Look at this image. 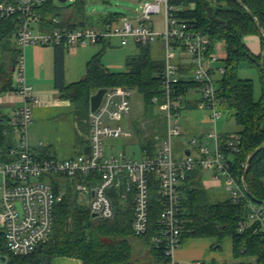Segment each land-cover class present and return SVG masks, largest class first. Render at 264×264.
I'll use <instances>...</instances> for the list:
<instances>
[{
  "label": "built area",
  "instance_id": "obj_1",
  "mask_svg": "<svg viewBox=\"0 0 264 264\" xmlns=\"http://www.w3.org/2000/svg\"><path fill=\"white\" fill-rule=\"evenodd\" d=\"M46 1L0 0V18L14 17L18 21L16 41L23 50L15 68L16 88L13 92L24 97V104L13 112L7 124L0 120V132L8 136V145L0 146V224L9 251L15 255H28L50 238L55 205L63 198L66 183H69L96 217L113 219L116 216L115 194L118 193L123 201L130 200L134 211L131 228L137 236H144L150 230L151 198L152 192L156 191L162 210L153 242L169 257L170 264H179L175 252L183 241L181 185L187 174L198 166L210 172L217 184L226 183L228 197L234 203L245 200L249 214L240 222L239 231L253 227L254 231L263 232L264 238V206L248 196L243 176L233 172L234 157L241 150L242 135L239 132L224 134L215 125V130L204 133L199 142L196 137L190 140L184 158L175 159L173 153V137L182 134L178 121L190 91L198 89L200 97L196 102L211 110L214 124L228 113L219 89L225 66H215L222 59L218 45L215 52H210L209 36L198 31L190 19L180 17L178 12L183 7L172 5L170 0L142 1L137 23L122 18L117 24L110 20L93 28L56 26L51 30H35L34 23L39 27L37 6ZM159 13L164 15L162 30L156 28L153 20ZM114 37L119 38L122 45L131 40L136 45H148L159 38L164 42V67L160 74L164 94L162 98L154 96L153 101L165 113L167 133L163 138L157 136V151L144 153L142 158H134L124 150L118 154L107 152L105 141L108 138L132 135L118 119L131 112L135 90L114 86L107 88L99 107L90 110L89 149L86 152L66 159L40 154L29 138V129L34 123L33 109L40 103V98L26 80L24 47L37 43L87 45ZM181 65L185 68L183 75ZM182 76L195 84L186 94L179 92ZM38 147H43L42 141ZM187 150L190 154H186ZM45 175L50 176L48 181L43 180ZM35 178L40 180L33 181ZM52 179L59 181V192ZM191 264H203V261ZM249 264H258L257 256L251 257Z\"/></svg>",
  "mask_w": 264,
  "mask_h": 264
},
{
  "label": "trees",
  "instance_id": "obj_2",
  "mask_svg": "<svg viewBox=\"0 0 264 264\" xmlns=\"http://www.w3.org/2000/svg\"><path fill=\"white\" fill-rule=\"evenodd\" d=\"M241 1L243 3L239 0H170V3L182 6L178 15L190 19L198 31L209 36L210 52H215L218 44H222L226 51L225 58L221 59L225 72L219 79L220 95L225 99L224 108L240 125L237 132L242 135L241 150L234 157L233 172L243 176L249 155L259 148L245 178L253 196L264 201V35L261 31V27L264 29V0ZM87 3L88 0H74L62 5L61 2L56 4L53 0H47L37 6L40 27L47 30L59 24L86 25ZM121 15L124 13L110 12L102 20L106 22ZM55 18H60V22L57 23ZM17 22L14 17L0 18V95L16 88L15 68L23 52L16 41ZM247 35L261 37L263 50L260 54L250 50L245 42ZM99 42L103 47L88 61L85 78L74 83H67L65 80L63 45L55 46V85L61 96L70 99L74 105L90 114V99L98 89L114 86L133 88L149 106L148 110L151 109L152 98L155 95L162 98L164 94L160 79L164 57H153V43L137 44L139 51L127 56L126 70L112 71L102 61L103 53L111 43L104 38ZM244 62L257 67L260 72L262 95L258 100L254 95L253 80L239 76V68ZM180 71L183 75L184 66L181 65ZM193 85V82L182 76L179 92L186 94ZM0 120L7 124L9 119L0 117ZM137 138L143 154L157 151L159 142L155 139L142 135L140 130L137 131ZM7 145L8 136L0 132V146ZM88 149L89 145L86 150ZM204 174V170L198 166L187 174L181 185L184 218L182 238L215 237L221 241L225 237H231L234 256L239 259L237 264H249L253 256H257L258 264H264L263 232L254 231L253 227L239 231L240 222L246 220L249 214L245 200L239 203H234L229 197L212 200L203 183ZM54 185L59 192L57 179ZM114 197L116 216L113 219L96 217L79 199L77 192L66 183L65 194L55 205L52 233L43 243L42 250L37 249L28 255L11 253L0 224V256L7 257V264H51L58 256L79 258L83 264H148L140 258V252L136 250L139 247L144 258L151 255V264H159L162 260L170 264L169 257L153 242L162 210L157 192H152L150 230L144 236H137L132 231V202L121 200L118 193ZM256 203L264 206L262 202Z\"/></svg>",
  "mask_w": 264,
  "mask_h": 264
},
{
  "label": "rangeland",
  "instance_id": "obj_3",
  "mask_svg": "<svg viewBox=\"0 0 264 264\" xmlns=\"http://www.w3.org/2000/svg\"><path fill=\"white\" fill-rule=\"evenodd\" d=\"M56 4L60 3L59 0H53ZM74 0H67L62 3V5H67L72 3ZM144 0H88L87 3V25H91V21L96 19L99 13L104 11L122 12L125 15L133 16L132 14H138L141 2ZM91 14V16L89 15ZM164 15L159 13L153 17L155 21L156 28L162 30L164 27L163 23ZM151 23H154L153 21ZM114 24H117L114 22ZM33 27L38 30L39 27L34 23ZM35 46H43L40 43L32 44L24 47L25 56V74L26 78L29 71V49L35 48ZM51 46V45H48ZM93 47L95 51L100 50L103 46L100 43H95L88 45ZM45 48V47H44ZM222 50V47H220ZM225 50V49H224ZM263 50V46H262ZM139 51V47L131 40L129 44L122 45L118 42L116 38L112 39V44L106 47L105 52L102 56L103 63L112 71H124L126 70V59L128 55L135 54ZM164 42L162 38H159L152 44V55L154 58L160 59L164 57ZM224 51H222L223 53ZM262 52V51H261ZM42 57L44 53L41 54ZM217 67H224V62L222 60L215 63ZM220 74L217 77L220 78ZM239 76L242 78L252 79L254 82V95L258 100L262 95V83L260 80V72L257 67H253L247 62L242 63L239 68ZM135 90L132 97V110L129 114H123L118 119V122L123 125L125 129L132 132L129 137H119V138H108L106 142L107 152L112 151L113 153H120L121 151H126L129 155L134 158H142L143 152L140 147V143L136 141L137 131L140 130L142 135L150 137L159 142V138L166 136V117L161 106L153 101L151 109L148 107L143 100L139 92ZM156 96V95H155ZM200 95L198 89L195 88L189 92L187 99L196 101L199 99ZM3 110L0 108V113ZM44 121L40 118H36L35 124L29 129V138L34 140H42L44 143L42 150H49L51 156L58 159H66L75 157L79 155L82 151L81 149L89 141L90 137V115L87 111L80 108L78 105H73L72 107L59 108L57 110H52L49 113L42 115ZM179 125L181 127L182 134L175 135L173 137V153L175 159H182L185 157V150L190 145V140L199 138L203 133H208L217 127L219 132H233L240 129V125L237 123L235 117L226 113L223 117L219 118L214 124L211 119V110L200 105L194 107L193 104H184L180 117ZM216 125V127H215ZM32 138H31V136ZM225 134V133H224ZM137 138V139H136ZM199 145V144H198ZM41 149L38 151L40 152ZM50 176H43V180L48 181ZM39 178L33 179V181H39ZM55 181L54 179H52ZM0 181L2 177L0 176ZM50 182V181H49ZM264 183V178H263ZM74 189V188H73ZM75 190V189H74ZM76 191V190H75ZM209 194L214 201H218L229 196L227 191V185L225 182L217 184L213 189H209ZM1 208V200H0ZM191 237H187L189 239ZM200 240L205 239L210 242L209 253L204 258L203 264H230L231 254L233 250V241L231 237H225L221 241H218L215 237H198ZM139 240V239H136ZM214 245V248H212ZM220 246V247H217ZM136 250L140 252V258L145 260L148 264L152 263L151 255L146 253L148 248L145 250L147 258L143 257V252L140 248L136 247ZM150 256V259H148ZM0 264H7L3 261L0 256ZM159 264H167L164 260L160 261Z\"/></svg>",
  "mask_w": 264,
  "mask_h": 264
},
{
  "label": "crops",
  "instance_id": "obj_4",
  "mask_svg": "<svg viewBox=\"0 0 264 264\" xmlns=\"http://www.w3.org/2000/svg\"><path fill=\"white\" fill-rule=\"evenodd\" d=\"M110 12L113 11H104L99 13L98 15L96 14L97 18L91 21L92 22L91 25H87L88 19L86 17L85 19L86 25H77V26L90 27V28L100 26L105 23V21L103 22L102 17H105ZM138 12H139L138 14L135 15L132 14L133 16H128L124 14L117 17L116 19H109L107 21L112 20L115 23H119V21L122 18H127L137 23L140 18V9L138 10ZM89 15L91 16V14ZM55 19L57 20L56 21L57 23L60 22V18H55ZM59 26L61 25L59 24ZM39 28L43 30L40 27V22H39ZM47 30H51V29H47ZM114 38H111L109 40L111 44H112V39ZM116 39L118 40V42H120L119 38ZM245 42L253 53L255 54L261 53L262 39L259 35H247L245 37ZM98 43L102 44L101 42ZM91 44H95V43H90L87 45H75V46H68L66 44H63L62 47L64 51V71H65V80L67 83L78 82L83 78H85L87 74L88 61L92 58L93 55H95L99 51V50L95 51L93 47L88 46ZM55 46L56 45H51V46L43 45L41 46V48L39 46H35V48L29 49L28 51V55L30 59L28 65L29 71L26 80L29 84L33 85L36 94L40 98V103L36 105L33 109V113H34L33 124H35L36 118H40V120L44 121V119L41 118L42 115L49 113L52 110H57L59 108H64V107H72L74 105L70 99H64L61 96L59 89L55 85V71H56ZM220 47H222V50H220ZM222 51L224 52L222 53ZM218 52L222 59L225 58L226 51L224 50L222 44H218ZM42 53H44L43 57L41 55ZM189 99L187 103L189 102V104H193L194 107L196 105H199L196 101H192ZM23 104H24V97L21 94L13 91L4 92L2 95H0V108H2L3 110V112L0 113V117L9 119L12 116L13 112ZM238 130H235L233 132H237ZM233 132H221V133H233ZM40 141L42 140H34L32 138L30 140V143L33 145L34 148H36V150H39L41 149L40 147H38ZM87 147L88 144H86L85 147L81 149L82 151L79 154L86 152ZM40 152H41L40 154L44 156L51 155V152L49 150L41 149ZM204 172L205 174L203 177V183L205 187L208 190L213 189L215 186H217V183L212 179L210 172L208 171H204ZM200 239L201 238L198 237L183 239L180 248H178L175 252V259L179 264H191L192 262L197 260H201L204 263L205 256H207L208 254L210 255L209 248L211 246H210V242L206 241L205 239L203 240ZM212 248H214V245ZM231 259L232 260L230 261V264H237L239 261V259L235 258L233 250L231 254ZM216 263L218 264V262ZM51 264H83V261L75 257L58 256L53 259Z\"/></svg>",
  "mask_w": 264,
  "mask_h": 264
},
{
  "label": "water",
  "instance_id": "obj_5",
  "mask_svg": "<svg viewBox=\"0 0 264 264\" xmlns=\"http://www.w3.org/2000/svg\"><path fill=\"white\" fill-rule=\"evenodd\" d=\"M59 1H60L61 3H64V2H66L67 0H59ZM239 1L242 2L241 0H239ZM242 3H243V2H242ZM259 26H260V25H259ZM261 31H262V33H263V35H264V29H263L262 27H261ZM263 60H264V50H263V53H262V65L264 66V62H263ZM106 91H107V88H100V89L97 90V92H95V93L91 96V99H90V109H91V111H95V110L99 107V105L101 104V102H102V100H103V97H104ZM258 150H259V148L256 149L254 152H252V153L249 155L248 159H247V162H246V168H245V173H244V175H243V185H244V189H245L246 193L248 194V196H249L250 198H252V199H253L254 201H256V202L258 201V202H262V203H264V201H262V200H258V199H256V198L253 196V194L251 193V191H250V189H249V187H248V185H247L246 178H245L247 172L249 171L251 161H252L254 155L256 154V152H257ZM186 154H190V151L187 150V151H186ZM93 216H95V214H93ZM42 248H43V244H40L39 247H38V250L41 251ZM1 258H2L3 261H6V259H7L6 256H3V257H1Z\"/></svg>",
  "mask_w": 264,
  "mask_h": 264
}]
</instances>
